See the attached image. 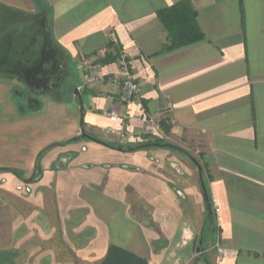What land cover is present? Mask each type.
<instances>
[{"label": "crops", "instance_id": "1", "mask_svg": "<svg viewBox=\"0 0 264 264\" xmlns=\"http://www.w3.org/2000/svg\"><path fill=\"white\" fill-rule=\"evenodd\" d=\"M20 1L8 5L38 9L33 0ZM179 1L43 0L51 10L54 40L70 64L76 60L78 71H98L93 84L80 78L86 131L123 149L83 140L51 150L42 161L41 182L55 181L51 201L59 213L42 219L57 224L34 226L38 218L32 215L15 237L21 246L13 248L8 262L3 257L2 264L74 263L63 259L69 248L60 238L70 232L64 225L73 201L67 187L75 180L62 174L71 167L78 174L82 166L94 170L95 180L79 179L83 188L73 195L86 204L83 220L93 231L89 242L76 249L81 262L101 264L110 245H116L149 264H189L195 248L188 208L193 196L204 195L198 166L187 153L205 167L204 181L217 208L222 264H264V0H192L205 38L166 49L168 33L156 13ZM120 53L127 56L140 84V101L113 83L119 75L113 59ZM78 109L76 133L66 141L81 132L80 105ZM111 110L120 118L110 119ZM111 129L130 139H121ZM156 138L177 139L186 145L181 147L186 153L157 146L131 150ZM90 142L126 160H108L98 152L94 161H80ZM175 150L179 156L172 153ZM180 163L188 175L176 169ZM31 201L35 206L47 203V194L40 191ZM144 208L147 218L135 212ZM81 226L79 233L86 230Z\"/></svg>", "mask_w": 264, "mask_h": 264}, {"label": "rangeland", "instance_id": "2", "mask_svg": "<svg viewBox=\"0 0 264 264\" xmlns=\"http://www.w3.org/2000/svg\"><path fill=\"white\" fill-rule=\"evenodd\" d=\"M18 1V4L22 2L20 0ZM0 2L4 4L13 2L12 4H14L17 3V0H0ZM77 64L78 61L75 60V65L72 62V65L69 63V66L75 67ZM97 72V68H85L79 69L78 75L81 79L82 77L84 78L85 83L93 84L94 81H90L89 79H91L93 76H96ZM56 83L53 85L54 88ZM0 86L2 87L3 85ZM48 89L52 90V88ZM4 94L6 98L9 97V94L6 93V90ZM53 95L57 99L61 98L58 92ZM53 95L51 94L49 97L42 98L44 107L41 111L31 113L30 110L27 109L28 115L26 116L15 114L13 107H11L12 104L6 102V118H0L1 168H28L27 172L30 173L33 169V165L35 163L34 161L38 153L44 149V147L62 141L64 142L76 133L79 119L78 103L72 102V104L57 105L56 102L51 99V96ZM161 139L167 140L166 138ZM167 141L179 147L186 146L183 142L178 141L177 139ZM98 152L104 153V158L108 160H117L116 158L126 160V157L118 156L115 151L106 149L101 147L99 144L90 142L87 144V150L84 154H82L80 161H94L98 156ZM172 153H175V156L180 155L179 151L176 150L172 151ZM160 158L165 159V156L162 155ZM195 158L197 160L199 159L198 157ZM175 159L176 158L174 157L173 161ZM184 159L190 164H193L190 159L186 157ZM172 163L175 164L174 162ZM176 163L179 164V162ZM175 166L176 165L172 167L176 168ZM82 168L83 166L78 167V174L75 170L76 168L74 169L73 167L68 168L65 170L66 172L62 174L63 177H67L70 180H75L70 182L69 186L67 187V192L71 195L73 201H70L71 205H69L70 210L72 209L70 211V218L66 220L64 225H69L70 232L64 234V236L61 235L60 238L61 240L64 239L63 241L68 245L69 248L67 249L68 251H66L67 254L64 250L62 255L63 259L72 263L74 262L73 264L84 263L76 257V249L78 247H84L89 242V238H91L93 235L92 229H86L88 224L87 222L84 223L83 220V216H86L88 210L82 206L86 204L82 201L80 202L77 197L76 199L73 197V195L80 193L81 189L83 188L78 183L80 182L79 179L88 182L95 180L93 169L86 170ZM179 168H183V172H186V175L189 174V172L186 171L185 166L181 163L176 169L179 170ZM48 177L53 178L55 177V174H49ZM85 187L92 190L95 189L94 185H85ZM40 191L44 194H47L48 202H42L39 203L38 206H35V203H33L31 200L35 199V196L39 194ZM54 194H56L55 181L49 183L47 181L41 182L39 179L34 183H22L16 178L15 175H13V173L0 170V260L5 257L6 261L8 262V260L13 257V248L21 246L20 242L16 243L15 237L19 235L20 230H22L21 232L24 231V225L28 226L30 224V217L32 215L38 218L37 222L35 220V222L32 223L34 226L57 224L55 219H50L49 223L45 222V219H42L45 216L53 218L55 217L56 212L59 213V211L54 209L53 203L51 201ZM202 197L203 196L201 195L193 196L191 199L192 202L190 204L192 206L188 208V213L190 215V220L193 227L192 237H194L193 245L195 248L193 255L194 260H192L189 264H222L223 253L221 247L219 246V228L216 222V208L213 203L212 212L209 213V207L205 203L204 197ZM209 197L211 201V196ZM142 210L143 211H141V209L136 210L135 212L137 214L143 215V218H147L148 210L145 208ZM65 212L66 215H69L67 209ZM140 219H142V217ZM143 222L147 223L148 219ZM82 224H84V226H81ZM212 224L215 225L213 226ZM78 225L81 226L82 229L84 227L86 230L82 233H79V231L77 232ZM26 240L27 238H22V242ZM200 241H202L203 244H200ZM96 245L97 249L101 248L100 243H97ZM197 248H200V251L196 253ZM84 261V264H94L86 259H84ZM0 264H2L1 261Z\"/></svg>", "mask_w": 264, "mask_h": 264}, {"label": "water", "instance_id": "3", "mask_svg": "<svg viewBox=\"0 0 264 264\" xmlns=\"http://www.w3.org/2000/svg\"><path fill=\"white\" fill-rule=\"evenodd\" d=\"M38 13L13 9L0 3V72L20 78L37 91L52 88L61 75L67 72L69 60L66 52L55 42L49 17L35 2ZM43 6L45 4L43 3ZM81 107V134L99 144L123 149L122 145L110 144L85 132L84 107ZM177 150L186 151L175 146ZM198 166L199 179L206 204L210 208V197L203 177L201 164L187 153ZM41 176V175H40ZM36 177V181L40 179ZM202 244V241H200ZM200 251V248H197Z\"/></svg>", "mask_w": 264, "mask_h": 264}, {"label": "flooded vegetation", "instance_id": "4", "mask_svg": "<svg viewBox=\"0 0 264 264\" xmlns=\"http://www.w3.org/2000/svg\"><path fill=\"white\" fill-rule=\"evenodd\" d=\"M1 4H4L0 2ZM8 7H11L13 9L25 11L21 8H17L8 4H4ZM27 12V11H25ZM41 11L37 9L35 12H29V13H38ZM79 71L76 67H68L67 72L62 74L61 79L56 83L55 88L52 87V90L45 89L41 92L37 91L36 89L30 87L27 85L23 80L20 78L14 77V76H8L0 72V118H6V102L12 104L11 107H13L15 114L19 115H28L27 109L30 110L31 113H36L37 111H41L44 107V103L42 102V98L49 97V95H53L56 92H58L61 96L60 99H57L53 96H51V99L57 103L60 104H69L71 101L77 102L78 107L80 105V102L82 101V95H81V86H80V77H79ZM82 80L84 81V78L82 77ZM85 82V81H84ZM5 90L6 93L9 94V97H5ZM50 93V94H49ZM30 114V113H29ZM84 122V118H83ZM82 123V120H81ZM81 123H80V131H81ZM86 124L84 122V129L87 134H89L88 131H86L85 128ZM91 135V134H89ZM75 142L83 141V140H91L88 137L85 136V134H81L79 132V135L76 137ZM150 140V139H149ZM146 141H143L144 144ZM63 142V141H62ZM61 143V142H59ZM59 143L51 144L44 149H42L36 159L35 163L33 165V169L30 173L27 172L28 168H12V167H0V170L8 171L13 173V175L16 176V178L22 182V183H34L37 176H40V181L43 179L44 176V170H43V159L46 157V155L55 147L61 146ZM148 147H154V146H148ZM62 158L58 159L56 162V166H60ZM203 168V167H202ZM199 170V169H198ZM204 175V170H203ZM203 244V243H202Z\"/></svg>", "mask_w": 264, "mask_h": 264}, {"label": "trees", "instance_id": "5", "mask_svg": "<svg viewBox=\"0 0 264 264\" xmlns=\"http://www.w3.org/2000/svg\"><path fill=\"white\" fill-rule=\"evenodd\" d=\"M35 2L41 4L42 10L47 16L50 17L51 10L48 7L43 6V0H34ZM157 17L163 23L169 37V44L166 45V49H176L184 47L196 42H199L205 38L198 21H197V10L192 0H181L171 6L161 8L157 11ZM67 54V53H66ZM122 53L114 57V61H117ZM68 56V54H67ZM69 60V56H68ZM70 63V62H69ZM77 139H71L69 141H64L59 143L68 144L74 142ZM148 146L157 147H169L175 148V145L167 140L156 138L154 140H148L144 144H140L132 151L145 148ZM204 174L205 167L203 166ZM209 192V191H208ZM210 196V193H209ZM211 207L208 208L212 212L213 200L210 201ZM212 217V215H211ZM213 226L215 224H212ZM101 264H149L146 258H143L132 251L121 248L116 245H110L106 257L103 259Z\"/></svg>", "mask_w": 264, "mask_h": 264}, {"label": "built area", "instance_id": "6", "mask_svg": "<svg viewBox=\"0 0 264 264\" xmlns=\"http://www.w3.org/2000/svg\"><path fill=\"white\" fill-rule=\"evenodd\" d=\"M117 64L119 67V75L113 78V83L121 86L129 98H134V100L140 101L141 87L139 82L135 79L134 75L132 74L130 63L128 61L127 56L124 53L120 55L119 59L117 60ZM89 68L93 69L95 67H89ZM96 79L97 77L93 76L89 80L95 81ZM107 115L112 120H117L120 118L119 113L113 110L108 111ZM157 129H159V126H157ZM110 131L111 133H115V134L117 133L121 139H130L129 135L126 134L125 132H122L120 130L117 131L116 129H111Z\"/></svg>", "mask_w": 264, "mask_h": 264}]
</instances>
